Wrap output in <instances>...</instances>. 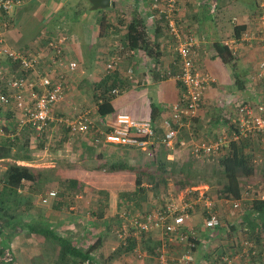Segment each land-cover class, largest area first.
I'll list each match as a JSON object with an SVG mask.
<instances>
[{"label": "crops", "instance_id": "0c3cea01", "mask_svg": "<svg viewBox=\"0 0 264 264\" xmlns=\"http://www.w3.org/2000/svg\"><path fill=\"white\" fill-rule=\"evenodd\" d=\"M82 1L80 3L78 0H25L15 7L4 20L8 24L7 28H4L3 24L1 26L0 70H5L8 74H25L19 64L13 63L7 57L8 52H16L25 56L38 55L42 58L39 68L34 73H26V75L30 74L32 79L35 77V81H37L36 77L51 72L54 68L49 60L53 59L55 54L49 47V43L59 37H65L67 40L63 47V62L65 64L60 66L66 73L67 79L65 100L54 108L56 119L52 124L53 131L40 138H37L35 132H32L31 150L24 157L19 155L17 159H14V154L23 151L19 150L17 146L12 149L8 145V139L14 141L15 138L21 137L20 134L25 129V127L19 129L17 124L19 118L22 117L21 113L14 106L0 105V129L4 131L3 136L0 135V185L5 177L7 167L11 163L29 167L35 175L40 173L47 175V178H50L49 184H57L65 193H72L75 189L84 191L86 186L78 178L79 175L86 177L101 173V177H104V175L102 176L104 172L115 177L112 179V184L102 183L98 186L100 187L99 191L110 194L111 200H109L108 208L105 209L107 214L105 213L103 219L96 215L95 220L91 221L85 216L87 203L85 208L81 209L77 205L72 206L66 203L67 200L60 197L57 189L45 190L47 187L39 188L34 183H25L18 191L17 200H6L2 197L3 203L5 200L7 203L1 204V208L15 210L13 212L15 226L8 223L3 225L1 247L4 255L7 253L9 256V260L7 262L3 260L0 264H13L16 262L15 259L18 262L22 257L28 259L26 261L29 264V258L33 255L45 256L51 264H71V260L62 259L61 248L58 244L46 239L41 234L30 235L26 231L28 226L36 225V223L45 224L50 230H54L59 238L69 239L86 252L90 231L91 234L92 232L99 233L101 236L106 235L105 238H109L108 226L113 223H117L119 226L122 222L121 219H117L115 214L120 209L123 211L132 208V206L135 207L136 200L132 196V192L139 190L135 183L136 178L135 181L129 183L130 185L128 181H123V174L132 172L119 170L109 172L106 170L107 166L104 165V163L109 165L112 159L120 155L122 158L126 156L130 166L136 167L131 162L130 148L121 146L119 149L120 147L116 145L108 146L105 142H97L101 139V133L111 132L116 127L118 114H128L135 119L152 121L156 137L152 140L147 151L139 149L143 155L147 154V156H145L144 162L137 167L142 168L143 172L151 171L145 167L147 165L145 161L152 157L154 161H157V170L163 167L162 164H166V177L173 175L172 166L177 170L176 176H180V170L184 167L187 171L195 169L194 159L196 157L193 155V150L196 146L216 145L220 141H224L223 147L216 153L202 154V157H210L208 160L212 159L213 161V159L218 160L229 155L233 142L240 143L245 139L247 165H252L254 176L249 179L244 176L242 180L251 188V183L254 184L253 178L262 174V181L254 184H260L259 195H254L248 200L245 199L243 191L242 197L237 200L241 202V208L237 210L235 217H227V219L225 216H227L228 210L236 211L232 207V203L236 200L221 196L220 189L217 192V197H212L210 191L213 187L209 183L193 181L192 185L185 186V188L187 191L199 188V192L195 190L191 192V194H195L193 199H182L181 197L179 200L182 201V204L186 202L194 204L193 219L188 220L186 226L188 230L195 231L197 236L201 232V235L198 236V245L193 252L194 264H206L200 258V252L209 251L206 243L209 244L213 238H220V236L223 245L213 251L217 257L227 255L232 264H264V241L256 243V239L247 234L246 216L244 215L255 197L264 199V171L263 173L257 172L261 170L257 162L263 160L262 163H264V143L260 135L238 137L239 128L235 122L237 103L245 102L258 105L264 94L263 83L256 79L260 63L264 61L263 43L260 40L258 26V20L264 15V9L258 0H178V24L184 34L193 35L197 41L196 66L203 74L209 75L212 82L206 90L204 104L198 116L181 129L180 135L172 147L166 146L163 139L167 132L166 123L171 119V107L179 101L184 92L182 84L176 78L181 71V62L177 54L178 43L170 37L166 24L150 20L152 13L150 4L153 0H111V6L106 9H95L90 1ZM78 7H80L79 11L74 12V9ZM103 20L108 25L105 31H102L101 28ZM136 20L144 22L147 39L152 48L150 47L147 52L142 48L134 51L131 55L123 50L128 44V25ZM243 27L245 30L244 32L240 31L242 34L238 39L235 30ZM246 32H250L253 37L250 42H242V37ZM230 40H237L240 43L236 56L227 48L232 55V60L228 58L227 54H220V50L225 46L224 43ZM225 50L224 48L223 51L227 52ZM115 57L121 58L118 68L111 73L106 72L107 64ZM71 62L77 63V69L65 71L64 66L67 67ZM61 68L56 69L58 73ZM106 79L117 83L114 88H119L121 94L113 97L104 108L103 113L110 111V114L101 116L95 95ZM110 87L111 92L114 88ZM0 89H4L1 82ZM103 89L105 88L101 90ZM35 91L38 89L36 88ZM26 99L29 100V95L26 96ZM4 108L5 110H3ZM82 113H88L91 118L94 127L93 133L71 137L68 130L59 124L58 119L63 116L71 118L73 115ZM12 124L17 125V128L13 127V131L7 132L6 128ZM60 131L63 132L65 138L62 139V135H59L51 142L54 135ZM40 140H44V142ZM37 143L44 146L42 151L36 149ZM48 146L50 148H47ZM121 150L125 152L124 155ZM158 150H160L159 153ZM181 154L185 160L180 158ZM90 166L94 167L93 170L89 168ZM74 173H76V177H74ZM181 175L183 174L181 173ZM73 178L76 180H72ZM169 180L171 179L168 178L167 181ZM75 182L77 185L75 189H72ZM145 185L147 183L143 182L141 186L143 190ZM168 187L169 184L166 183L160 185L159 189L163 188L162 190L166 191ZM51 191L56 192L57 197L50 198L46 204L43 203L42 199L47 197ZM199 193H205L215 203V212L219 215L221 213L222 219L225 217L226 221L223 219L221 230L211 233L206 231L204 226L205 206L197 201ZM120 194H127L131 198L126 205L123 200L119 204L120 198H124ZM35 197L40 202L36 203ZM154 197L155 194H148L145 198H140H143V202L138 200L139 203L147 206L148 203L144 202ZM76 209H81L78 213L82 212V214L68 211ZM110 218H114L113 222L110 221ZM97 223H101L100 226H104L105 231H96ZM220 231H222V235L218 236ZM99 234L96 236L97 239H101ZM162 238V232L152 233L146 240V244L151 249L152 247L159 248ZM246 243L249 245L244 246ZM118 249L117 254L120 256L123 252ZM114 250L110 252L112 259V254L116 253ZM147 250L145 253L148 258L145 264H150L152 250ZM158 250L155 251V255ZM91 257L100 264L105 262L103 254L98 249L92 253ZM153 262L155 263V261Z\"/></svg>", "mask_w": 264, "mask_h": 264}, {"label": "built area", "instance_id": "2783aa9c", "mask_svg": "<svg viewBox=\"0 0 264 264\" xmlns=\"http://www.w3.org/2000/svg\"><path fill=\"white\" fill-rule=\"evenodd\" d=\"M25 0H0V30L2 24L7 28L8 24L4 21L10 12L22 4ZM260 6L264 9V0H258ZM152 13L150 20L166 24L168 33L175 42H177V54L181 60V71L177 75V81L183 86L184 92L179 101L171 107V119L166 123L167 132L165 133L163 143L172 147L180 135V131L192 119L198 116L199 111L204 104V96L212 78L198 70L195 62V52L197 50V41L193 35L184 34L181 26L178 24V0H153ZM3 17V18H2ZM236 21V19H235ZM260 40L264 49V15L258 20ZM253 40L250 32H246L242 37V42ZM67 42L65 37H59L57 40L49 43V47L54 52V58L49 61L54 67L51 72L35 77L26 73H34L42 63L41 56H25L16 52H8L7 57L16 64H19L25 72L22 75L8 74L5 70H0V82L6 84V91L0 93V105L14 106L21 113L18 120V127H30L36 134L37 138L52 132V124L55 121L54 108L65 100V83L66 73L60 65L63 62V47ZM234 56L237 55L240 43L237 40H230L224 43ZM134 52H130L132 55ZM121 58L115 57L106 66V72L115 71L120 63ZM65 71H75L77 63L71 62L64 66ZM57 68H61L59 73ZM259 73L256 79L264 85V61L260 63ZM130 74V71H129ZM38 91H35V89ZM121 94L119 88L111 91V96L116 97ZM29 95V100L26 96ZM59 124L66 128L71 137L86 135L93 132V122L88 113H82L71 118L58 119ZM236 124L239 128L238 137H250L260 135L264 143V94L258 105L240 102L236 106ZM4 131L0 129V135ZM156 133L151 120L135 119L128 114H118L116 116V127L111 132L101 133V139L97 142H105L107 145H119L127 148L140 149L147 151L151 146L152 140L155 139ZM224 142V141H223ZM220 141L216 145H200L193 150V155L201 159L202 154L212 155L223 147ZM258 161L260 167L264 165ZM199 192V188L188 191ZM57 193L49 192L47 197L42 199L43 203H48L50 198H56ZM178 199H171L164 205L159 206L144 215L130 216L127 212L121 214V224L117 227L116 234L124 241L127 240L131 233L139 237L143 234L151 235L155 232H162L160 247L156 254L157 264H194V249L198 245L199 237L195 231L188 230L187 221L193 219L194 204L183 203ZM197 201L203 203L206 231L213 232L223 226V219L215 212V203L205 194L199 193ZM234 210L241 208V202L232 203ZM132 230V232H131ZM2 235L0 234V263L4 260L7 262L8 255L2 251ZM178 246L181 251L177 258L170 255L171 247ZM246 243L244 246H248ZM249 253V251H248ZM134 255L136 264H145L147 253L141 249H135ZM217 264H232L229 257L220 256Z\"/></svg>", "mask_w": 264, "mask_h": 264}, {"label": "trees", "instance_id": "16d2710c", "mask_svg": "<svg viewBox=\"0 0 264 264\" xmlns=\"http://www.w3.org/2000/svg\"><path fill=\"white\" fill-rule=\"evenodd\" d=\"M152 4L153 2H151L150 4V11H153ZM101 28H102V31H105L108 28L106 21L104 20L102 21ZM145 30L146 28L142 20H136L133 23L129 24L128 25V38H129L128 44L126 45V48H124L123 52L130 54V52L132 51L134 52L142 48L146 52L149 51L151 45H149ZM244 30H245V27L235 30V35L238 39L241 37V34H242L241 32H244ZM223 47L226 49L225 51H227L228 53L224 52L223 51L224 48H222L220 50V54L221 55L227 54L228 58L232 60L233 59L232 55L228 51L227 47L225 46ZM116 86H117V83L112 82L109 79H106L101 85V87L105 89L101 90L102 88L100 87L98 92H96L95 96H97V105L100 107L99 114H101V116H107L108 114H110V111L107 113H103L104 112L103 110L106 107V105H108L107 103L111 102V99L113 98V96H111L109 87L114 88ZM14 125L15 124H12L8 128H6V131L10 132V131H13V127L17 128V125L15 126ZM32 132L34 131L30 127H25V129H23V131L20 134L21 137L15 138L14 141H11L8 139L9 141L8 145L12 147V149L17 146L19 150L23 151V152L18 151V154L17 153L14 154L13 156L14 159H17L19 155H22L21 157H24L30 153V150H31L30 149V137L32 136ZM40 141L44 142V140H40ZM245 142H246L245 139L242 140L240 143L233 142L230 146L231 152L229 153V155L224 156V158H221L220 159L221 164L217 166L218 167L217 169L219 170L220 176H221L220 180L217 181V184L221 187L219 194L231 200H239L242 197V192L244 191V188L247 187L246 182L242 180L244 176H246L247 179L254 176V170L252 168V165H247L248 157L245 154V149H246ZM116 146H119V145H116ZM119 147H120L119 149H121V146ZM36 149L42 151L44 149V146H42V144L37 143ZM121 152L123 153V155L125 154V152H123L122 150ZM154 163L156 164L157 161L156 160L153 161V163H151L150 165H154ZM104 165L107 166L106 170L109 172H113L116 170L124 171V172H127V171L137 172L135 183H136V186L139 187V190L137 189L138 191L136 190L132 192L133 193L132 196L135 197V200L140 199L141 197L145 198L148 195V192L150 191V187H154L153 189L156 190L157 188L160 187V185L168 183L167 179L169 178V176L166 177V174H167L166 164H162L163 167L161 169H158V170L156 169L155 171H149V172L144 171L143 172L142 168H138L137 166L136 167L130 166L126 156L122 158V156L119 155L115 157V159H112V162H110L109 165L107 163H104ZM172 170L174 172L172 177L176 176L177 170L173 169V166H172ZM180 172L183 174L181 175L180 173V176H183L184 178L181 180L179 179L178 181L179 188L192 185L193 181L195 182L196 179L200 180V178L203 180V182L209 183V185H211L212 187L214 186V182L213 181L209 182L202 172H196L193 170L187 171L185 167L182 168ZM47 177H48L47 175H44L42 173L35 175L33 170L26 166H20V165H17L16 163H11L8 165L6 173H5V177L3 181L1 182L2 184L0 185V233L2 236H3V225L4 224L8 223L11 226H15L13 224V220L15 219L13 216V212L15 210L11 208L3 209L1 208V206L7 203L6 200H12V199L17 200L18 199L17 196L19 195L18 191L20 187H22L25 183H28V182H31L32 184L34 183L36 187H39V188L41 187L44 188L48 186L50 182V178H47ZM143 182L147 183V187L146 188L144 187V190H143V187H141ZM76 185L77 183L75 182L73 184L72 189H75ZM263 191H264V182H263ZM62 193H65V192L61 191L60 197L63 196ZM66 194L71 195V193H66ZM99 194L107 195L106 192H102V191H100ZM120 195L124 197V198H120L121 201L123 200L124 204H126L127 201L131 199L129 198L127 194H123V195L120 194ZM4 196L9 197V198H5ZM2 197L3 199H6L4 201L5 203H3ZM142 199L140 200L142 201ZM245 212H246L244 214L246 216L245 217L246 218L245 227L247 228V234H249L250 236L252 235V237L256 239V243H262L264 241V199L255 197L252 201L251 206ZM105 213L106 211L102 210V211L97 212L96 215H98L100 219H103L105 216ZM221 229L222 228H219L215 231H218ZM26 231H28L30 235L31 234H41L46 239H50L51 241H53V243L58 244V246L61 248L62 259L71 260L70 262L71 264H100L99 262H96L94 258L91 257V255L93 252L97 250V248L101 247L102 245L101 239H97L96 240L97 242H95V244H91L90 246L88 244V247L85 252L81 250L80 247L75 245L69 239L59 238V236L55 233V231L50 230L48 226L46 227L45 224L42 225L40 223H36V225H33V226L29 225ZM146 236L150 237L147 234H143L139 237H136V236H133V233H131L130 237L127 240L122 241L121 239H119L120 245H119L118 251L122 250V252L126 251L128 253L132 252V254H134V250L137 249L136 247H138V244H140L141 241H144ZM145 245L143 246V250H146L148 248V244L145 243ZM207 245H208V242L206 243V246ZM173 247H177V246L173 245ZM149 248L151 249L150 246ZM154 248L155 247H152V249ZM216 260L218 262L219 256L216 258ZM135 261H136V258H135Z\"/></svg>", "mask_w": 264, "mask_h": 264}, {"label": "rangeland", "instance_id": "374dc122", "mask_svg": "<svg viewBox=\"0 0 264 264\" xmlns=\"http://www.w3.org/2000/svg\"><path fill=\"white\" fill-rule=\"evenodd\" d=\"M78 1L80 3L83 2L82 0H78ZM79 8L80 7L74 9V12H78ZM3 87H4L5 90L4 89H2V90L0 89L1 90L0 93L6 91V86L3 85ZM3 110H5V108ZM56 116H58V115H56ZM60 117H61V115L59 116V118ZM62 118H65V117L63 116ZM66 132H67V130H66ZM59 135H62V139L65 138L64 135H63V132L60 131L57 135H54V137L52 138L51 142H53L54 138H57ZM47 148H50V146H48ZM159 152H160V150H158V153ZM38 153H40V152H38ZM130 154L132 156L131 162L135 166H137V165L141 164L142 162H144V160L146 159L145 156H147V154L143 155V153L139 149L135 150V149H131V148H130ZM184 155H187V154H184ZM180 158L185 160V157H183L182 154H181ZM208 158H210V157H202L201 159H198V158L194 159L193 158L194 161H195V164H196L195 169L193 171L202 172L209 182H212V181L214 182V186H213V189H211L210 194L212 195V197L216 198L217 195H218L217 192L221 188L217 184V181L220 180V177H221L220 176V172L217 169L218 168L217 166L221 164V161H220V159H218V160L213 159V161H212V159L208 160ZM147 160L148 161H145V163L147 164V165H145V167L149 168L151 171H155L157 169L156 168L157 164L154 163V165H150L151 163H153L154 158L149 157ZM89 168L93 170L94 167L90 166ZM215 169H217V171H214ZM260 169L261 170H259V172L263 173L264 165L261 166ZM73 170L76 171V169H74V168H73ZM78 170H84V169H78ZM75 174L76 173H74V177H76ZM100 174L101 173H98L96 176L87 175L86 177H84V176L82 177V175L80 177V175H79L78 178L81 179L83 181V183H84V186H86L84 191L81 192L80 190L78 191V190L75 189L71 193V195L66 194V193H62V195H63L62 198L66 199L67 200L66 203L71 204L72 206L77 205V206H79V208L84 209L85 208L84 206L87 203V205H86L87 207H86V210H85V216L87 217V219H90L91 221L96 217V213L97 212L105 210V209L108 208L109 200H111L110 194H107V195L99 194V192H100L99 188L100 187H98V186H100L102 183L103 184H112V181H113L112 179L115 178V177H112V175L106 174L104 172L102 173V176L104 175V177H101ZM123 175H124L123 176V179H124L123 181H128V184H129L131 181H135V178L137 177V172H132L131 174H123ZM98 176H100V177H98ZM183 178H184L183 176H179V175L173 176V177L169 176V179H171V180L168 181L169 187H168V189L166 191L162 190L163 188L162 189L157 188L156 190H154L153 189L154 187H150V191L148 192V194H150V195L151 194H155V197L153 199L149 198V200L147 202H144V203H148L147 206L142 204V203H139V200L136 199L135 207L133 208V206H132L133 210H131L132 209L131 207L128 208L127 210H123V211H121V209H120L115 214L117 219L118 218L121 219L120 216H121V214L123 212H127L130 216L144 215L146 213L151 212L155 208L164 205L166 202L170 201L171 199H178L177 201H179V199H181V197H182V199L183 198H187V199L188 198H192L193 199V195H195V194H189L185 187L179 188V185H178L179 182L178 181H179V179L181 180ZM262 179H263L262 174H259L256 178L253 179V182H254V184L255 183H259V182L262 181ZM72 180H76V179L73 178ZM196 182L206 183V182H203V180L201 178H200V181H199V179L198 180L196 179ZM254 184L251 183V185H250V187L252 186L251 188H249L248 185H247V187L244 188L245 199L249 200L250 198H253L254 195H259L258 193L261 190L260 189V184H257V185H254ZM46 187L47 188H45V190H47V189L48 190H50V189H55L56 190L57 189V191L59 193L61 191H63L62 188L60 186H58L57 184L56 185L48 184V186H46ZM146 187H147V185H145V188ZM27 194H29V193H27ZM66 196H67V198H66ZM111 197H112V194H111ZM36 200H37L36 201V203H37L39 201V199L36 198ZM112 201H114V198H112ZM120 202H121V200H119V204H120ZM79 203H81L82 205H80ZM41 208H43V207H41ZM81 209L80 210L76 209V210H73V211L68 210V211L70 213L77 212V214H82V212L78 213V211L80 212ZM33 211H35L34 208H33ZM45 213L46 212L44 210V214ZM236 213H237V211L231 212V210H228L227 211V216H225V217H226V219H227V217H229V218L235 217ZM220 215H221V213H220ZM225 217L223 219L226 221ZM111 220L113 222L114 218H110V221ZM101 223L100 224L99 223L96 224V227H97L96 231H98V232L99 231H105V227L104 226H100ZM109 223H111V222H109ZM117 227H118L117 223H113V224L109 225V227L107 228V232H109V234H110V235L108 234L109 238H105L106 235H102L101 236L99 233H93L92 232V234H91V231H90V234L88 236L89 237V240H88L89 241V246L91 244H95V242H97L96 241V239H97L96 236H98V234H99V236L101 237V240L103 242H102L101 247H99L97 249L99 250L100 253L103 254V257L105 258V260H104L105 262L102 263V264H116V263L117 264H136L135 256H134V254H132V252L128 253L126 251H123V253L120 256H118L117 249L119 248L118 246L120 245V242H119L120 240H119L118 236H116L117 235L116 234ZM94 230H95V228H94ZM61 232H63V230H61ZM114 232H115V234H114ZM207 232H209V231H207ZM199 235H201V232L199 233ZM217 235L218 236L222 235V231L218 232ZM149 236H151V235H149ZM147 239H148V236H146L144 241H141L140 244H138V247H136V248L137 249L139 248L142 251H145V250H143V246L147 242L146 241ZM103 243H104V245H103ZM204 243H206V242H204ZM222 245H223V240H222L221 236H220V238H218V237L217 238L216 237L213 238V241L208 244V248L210 250L207 251V252L206 251L200 252V258L203 259L206 262V264H217V260H216L217 256L215 255V253H213V251L215 249H218ZM37 247L39 248V245H37ZM115 247H117V248H115ZM42 248L43 247L41 246V249ZM156 248L157 247H155L154 249H150L149 247L147 248L148 249L147 251H151L152 250L151 251L152 255L150 254V256H152V259L150 260V264H155L157 262L155 251L158 248L157 249ZM113 249H115L114 251H116V253L114 255L112 254V256H113V259H112L110 252ZM180 249L181 248L178 247V246L177 247H171V249H170L171 257L172 258H177V256L179 255V253L181 251ZM123 254L125 255L124 257L122 256ZM104 258H102V259H104ZM26 260L28 261V259H25V258L22 257L21 260L17 262V259H15L14 261H16V262H14L13 264H27ZM29 260H30L29 264H51L50 260L47 259L45 256H42V255H33L32 257L29 258ZM153 261H155V263ZM174 264H175V262H174Z\"/></svg>", "mask_w": 264, "mask_h": 264}, {"label": "water", "instance_id": "95a60500", "mask_svg": "<svg viewBox=\"0 0 264 264\" xmlns=\"http://www.w3.org/2000/svg\"><path fill=\"white\" fill-rule=\"evenodd\" d=\"M90 1L95 9H106L111 6V0H88Z\"/></svg>", "mask_w": 264, "mask_h": 264}]
</instances>
